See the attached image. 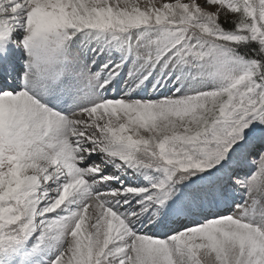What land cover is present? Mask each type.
Segmentation results:
<instances>
[{
    "label": "snow or ice",
    "instance_id": "1",
    "mask_svg": "<svg viewBox=\"0 0 264 264\" xmlns=\"http://www.w3.org/2000/svg\"><path fill=\"white\" fill-rule=\"evenodd\" d=\"M0 264H264V0H0Z\"/></svg>",
    "mask_w": 264,
    "mask_h": 264
}]
</instances>
